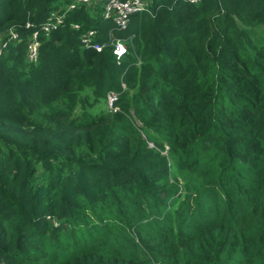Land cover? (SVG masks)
<instances>
[{
	"label": "trees",
	"instance_id": "1",
	"mask_svg": "<svg viewBox=\"0 0 264 264\" xmlns=\"http://www.w3.org/2000/svg\"><path fill=\"white\" fill-rule=\"evenodd\" d=\"M72 1L0 0V264H264V0H149L121 59Z\"/></svg>",
	"mask_w": 264,
	"mask_h": 264
},
{
	"label": "built area",
	"instance_id": "2",
	"mask_svg": "<svg viewBox=\"0 0 264 264\" xmlns=\"http://www.w3.org/2000/svg\"><path fill=\"white\" fill-rule=\"evenodd\" d=\"M194 4L200 3L202 0H185ZM98 4H102L103 18L109 20L113 24V28L107 32L104 42L98 40L100 32L96 28L85 30L81 34V44L87 49H93L98 52L105 48L111 47L113 54L117 59H121L129 51V46H133L135 34H125L128 31L132 18L135 14L142 13L148 9L149 0H73L68 6V10L85 6L89 10H94ZM65 15H58L56 12L51 15L48 21L43 24L40 30L35 31L28 41V60L30 63H36L39 58L41 47V36H49L57 26L63 22ZM75 29H81V24L73 25ZM29 27V24H28ZM19 33L11 29L0 36V54L3 49L12 41H19ZM120 62V61H118ZM124 87L125 84H124ZM119 94L115 90H111L107 94V104L109 110L117 111L119 106L117 101Z\"/></svg>",
	"mask_w": 264,
	"mask_h": 264
},
{
	"label": "rangeland",
	"instance_id": "3",
	"mask_svg": "<svg viewBox=\"0 0 264 264\" xmlns=\"http://www.w3.org/2000/svg\"><path fill=\"white\" fill-rule=\"evenodd\" d=\"M251 36L257 42H264V24L254 28V30L251 33ZM84 93L86 95H89L90 100H93V90L87 89ZM97 108H98L97 110H100V111H107L109 109L108 104L107 102L105 104V101H102ZM75 113H76V116H80L82 114L81 105L77 107ZM151 145H153V143H151Z\"/></svg>",
	"mask_w": 264,
	"mask_h": 264
}]
</instances>
